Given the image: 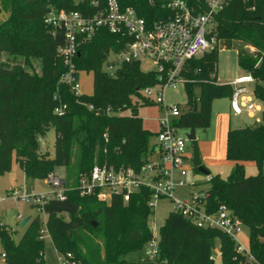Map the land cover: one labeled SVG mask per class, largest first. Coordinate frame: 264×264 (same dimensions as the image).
I'll use <instances>...</instances> for the list:
<instances>
[{"label": "trees", "instance_id": "16d2710c", "mask_svg": "<svg viewBox=\"0 0 264 264\" xmlns=\"http://www.w3.org/2000/svg\"><path fill=\"white\" fill-rule=\"evenodd\" d=\"M189 2L197 9L205 7L204 0ZM119 3L135 8L149 21L162 13L161 2L155 6L148 0ZM0 6V12L8 15L0 24V57L8 56L0 62V175L11 170L13 158L30 181L45 180L49 173L65 169L67 200H53L44 207L58 255L71 254L65 264H215L211 256L218 245L221 264H241L244 257L230 237L219 230L200 229L176 213H170L160 228L159 257L154 262L124 259L142 252L152 239L149 220L153 212L146 194L135 195L128 203L116 198L108 205L80 197L76 186L97 161L135 168L144 163L155 134L144 127L139 108L154 104L138 90L157 85V74L143 72L138 62L124 64L114 76L105 73L108 55L122 51L125 40L102 29L82 46L75 60L80 71L94 74L93 94L76 96L61 83L65 67L58 50L65 44L64 31L48 26L45 17L52 8L85 12L86 4L0 0ZM212 35L214 49L188 61L183 72L192 107L180 122L185 129H208L214 101L232 95L231 86L218 83L222 50H238V65L256 79L254 93L264 106V0H233L216 15ZM251 49L256 53L251 54ZM196 88L201 92L194 111ZM60 106L67 107L64 116L55 113ZM51 128L56 132L53 158L40 152V141ZM227 159L235 163L230 177L212 176L203 190L207 209L215 212L226 206L240 218L249 228L252 254L264 264V124L229 130ZM249 161L255 162L258 174L246 175L244 163ZM41 225L38 216L18 242L11 229H0L6 264H48L44 241L39 239Z\"/></svg>", "mask_w": 264, "mask_h": 264}, {"label": "built area", "instance_id": "2783aa9c", "mask_svg": "<svg viewBox=\"0 0 264 264\" xmlns=\"http://www.w3.org/2000/svg\"><path fill=\"white\" fill-rule=\"evenodd\" d=\"M148 1L152 6L161 2L162 13L152 21L140 16L133 7L123 8L119 0H78L86 4L85 12L52 8L45 17L48 26L64 31L65 44L58 50L65 67L61 83L67 85L76 96L82 95L79 85L81 71L77 67L76 57L82 46L102 29L125 40L122 51H111L108 55L103 67L105 73L114 76L124 64L138 62L141 68L142 63L147 61L153 65L148 72L156 73L159 80L155 86L138 90L143 98L159 105L162 111L159 132L154 136L155 142L144 163L135 168L97 161L88 174L79 177L76 191L82 198L93 197L108 205L116 198L128 203L133 196L144 193L153 212L150 219L154 217L160 201H169L173 206L171 213L182 216L200 229L219 230L230 237L236 243L237 252L244 257L241 264H263L252 254L250 245L246 247L241 241L245 226L243 221L226 206L209 212L206 193L198 190L195 184H187L188 164L193 165V150L189 146L190 129L182 128L180 122L192 107L188 104L170 105L166 101L169 89L185 85L187 80L183 72L187 62L214 49L216 40L212 33L215 17L233 0H204L202 10L189 0ZM243 1L248 3L253 0ZM251 9L255 10V6ZM221 85L232 87L230 105L236 116L247 114L260 122L257 117L263 113L264 106L255 96L256 79L252 74L244 73L234 81ZM66 109V106H60L55 113L64 116ZM45 180L50 186L49 191L36 193L27 186L15 187L3 194L0 191V208L6 201L14 200L36 205L44 212L45 205L50 201L67 200L66 175L56 170L49 173ZM185 188H188L187 192ZM3 226L0 217V229ZM45 227L46 221H42L39 231L42 241L45 233L51 238ZM150 229L152 239L142 251L140 259L147 263L159 257L160 229L156 222L150 224ZM70 257L71 254L60 257V264L67 263ZM221 258V246L218 245L211 260L217 263L221 262ZM0 261L6 264L4 252L0 254Z\"/></svg>", "mask_w": 264, "mask_h": 264}, {"label": "rangeland", "instance_id": "374dc122", "mask_svg": "<svg viewBox=\"0 0 264 264\" xmlns=\"http://www.w3.org/2000/svg\"><path fill=\"white\" fill-rule=\"evenodd\" d=\"M1 9V6H0ZM234 12V9L229 11ZM7 15L4 11L0 12V24H2ZM251 54H255V49H251ZM8 56L3 55L0 57V62H6ZM143 72H148L153 69V65L144 61L141 67ZM190 67L186 70L189 71ZM245 72L242 71L238 65V50H222L220 51L219 64H218V82L220 84H227L234 81L237 77L243 75ZM94 74L92 72L81 71L79 78L80 91L82 95L91 96L94 91L93 86ZM200 88L195 89L196 98L198 100L200 96ZM135 101L142 103L140 99ZM166 101L170 105H186L189 102V95L183 84L179 85L176 89H169L166 96ZM199 102V101H198ZM139 113L143 119L144 124L147 126V130L151 133L156 134L159 132V118L162 114L161 107L159 105H149L139 108ZM126 114H130L127 111ZM260 122L256 119H251L247 114L236 116L230 105V98H219L213 103V116L212 122L208 129L196 130L197 146L203 165L213 175H219L222 179H228L232 172V162L227 159V132L238 128H246L258 126L264 124L262 114H258ZM55 142L56 132L54 128H51L47 135L41 139L40 152L42 154H49L51 158L55 155ZM155 142V138H153ZM193 143H189L191 146ZM60 173L66 175L65 169H57ZM258 174V168L253 164L252 168L247 169V175ZM210 179V178H209ZM187 184H195L198 190H205L207 188L208 177L201 174L194 168L193 165L188 164V171L186 177ZM27 186L30 190H34L36 193H41L50 190V186L46 180H37L35 182L26 181V175L20 165L16 162L15 158L12 161L11 170L5 174L0 175V191L5 193L15 187ZM188 188L184 191L187 192ZM173 206L169 201L162 200L158 203L155 210V215L150 219V224L156 222L157 227L160 229L170 216ZM40 217L41 222L46 221V215L43 211H40L38 206L22 202L9 200L6 201L0 208V217L2 218V225L14 232V239L18 242L25 234L30 223L26 227H22V222L25 219L34 220L36 217ZM47 227H45L46 230ZM44 240V255L45 260L48 264H60V256L58 255L53 242L48 235L45 233ZM241 241L249 247L250 231L247 226H244L241 234ZM3 252V247L0 242V254ZM143 252L132 253L124 257L128 262H138L142 257ZM0 264H3L0 261ZM215 264H221L217 262Z\"/></svg>", "mask_w": 264, "mask_h": 264}, {"label": "water", "instance_id": "95a60500", "mask_svg": "<svg viewBox=\"0 0 264 264\" xmlns=\"http://www.w3.org/2000/svg\"><path fill=\"white\" fill-rule=\"evenodd\" d=\"M198 100L194 101V111H197L198 109ZM189 140L191 143H193V165L194 168H196L198 170V172H200L201 174L205 175L206 177H209L211 175L210 171L205 168V166L203 165V161L201 159L199 150L197 148V146L195 145V143L197 142V134H196V129L191 128L190 129V133H189ZM30 222V219H25L22 222V227H26V225ZM96 225V224H95Z\"/></svg>", "mask_w": 264, "mask_h": 264}, {"label": "crops", "instance_id": "0c3cea01", "mask_svg": "<svg viewBox=\"0 0 264 264\" xmlns=\"http://www.w3.org/2000/svg\"><path fill=\"white\" fill-rule=\"evenodd\" d=\"M6 15H7V14H6ZM7 18H8V15H7ZM7 18H6V19H7ZM6 19H5V20H6ZM143 125H144V127L147 129V126L144 124V122H143ZM230 129H231V128H229L228 131H229ZM227 134H228V132H227ZM152 143H154L153 140H152ZM231 162H232V161H231ZM253 164H255V162H252V161H249V162H245V163H244L245 170H246V175H247V169H248V168H252V167H253ZM255 165H256V164H255ZM234 166H235V163L232 162V166H231V167H232V170H233ZM210 173H211V172H210ZM255 175H256V174H255ZM212 176H216V175H213V174L211 173V175L208 177V179L211 178ZM247 176H253V175H247ZM26 181L29 182L30 180H28V179L26 178ZM31 182H32V184H33V182H35V181H31ZM30 222H31V221H30ZM30 222H29V223H30Z\"/></svg>", "mask_w": 264, "mask_h": 264}, {"label": "flooded vegetation", "instance_id": "af4514ba", "mask_svg": "<svg viewBox=\"0 0 264 264\" xmlns=\"http://www.w3.org/2000/svg\"><path fill=\"white\" fill-rule=\"evenodd\" d=\"M191 148H192V150H193V144L190 146Z\"/></svg>", "mask_w": 264, "mask_h": 264}]
</instances>
